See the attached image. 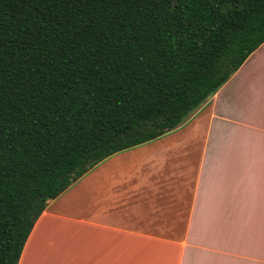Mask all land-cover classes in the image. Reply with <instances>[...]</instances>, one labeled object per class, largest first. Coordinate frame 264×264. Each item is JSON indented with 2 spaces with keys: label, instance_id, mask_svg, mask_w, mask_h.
Returning a JSON list of instances; mask_svg holds the SVG:
<instances>
[{
  "label": "trees",
  "instance_id": "trees-1",
  "mask_svg": "<svg viewBox=\"0 0 264 264\" xmlns=\"http://www.w3.org/2000/svg\"><path fill=\"white\" fill-rule=\"evenodd\" d=\"M264 44V0H0V264L48 203L181 127Z\"/></svg>",
  "mask_w": 264,
  "mask_h": 264
},
{
  "label": "crops",
  "instance_id": "crops-1",
  "mask_svg": "<svg viewBox=\"0 0 264 264\" xmlns=\"http://www.w3.org/2000/svg\"><path fill=\"white\" fill-rule=\"evenodd\" d=\"M19 264H264V44L181 127L50 201Z\"/></svg>",
  "mask_w": 264,
  "mask_h": 264
}]
</instances>
